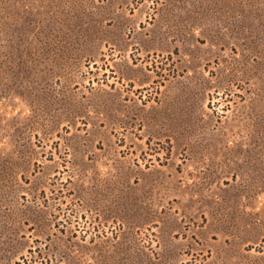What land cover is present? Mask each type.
<instances>
[{
  "label": "rangeland",
  "instance_id": "1",
  "mask_svg": "<svg viewBox=\"0 0 264 264\" xmlns=\"http://www.w3.org/2000/svg\"><path fill=\"white\" fill-rule=\"evenodd\" d=\"M0 264H264V0H0Z\"/></svg>",
  "mask_w": 264,
  "mask_h": 264
}]
</instances>
